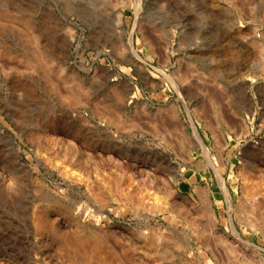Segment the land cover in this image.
<instances>
[{
  "label": "rangeland",
  "instance_id": "rangeland-1",
  "mask_svg": "<svg viewBox=\"0 0 264 264\" xmlns=\"http://www.w3.org/2000/svg\"><path fill=\"white\" fill-rule=\"evenodd\" d=\"M77 233L109 264H264V0H0V264H74Z\"/></svg>",
  "mask_w": 264,
  "mask_h": 264
},
{
  "label": "bare ground",
  "instance_id": "bare-ground-1",
  "mask_svg": "<svg viewBox=\"0 0 264 264\" xmlns=\"http://www.w3.org/2000/svg\"><path fill=\"white\" fill-rule=\"evenodd\" d=\"M27 22V21H26ZM40 52V51H39ZM40 55H41V53H40ZM45 56V55H44ZM38 57V56H37ZM36 57V58H37ZM131 59H132V61H136V59H139V54L135 51V50H133L132 52H130V56H129ZM44 58L45 57H43V60H42V62H44V63H46V64H48V61H44ZM45 59H47V58H45ZM38 60V59H37ZM38 61H40V59L38 60ZM137 62V61H136ZM135 62V63H136ZM40 64H41V62H39ZM44 63H42V64H44ZM139 63V62H138ZM45 65V64H44ZM47 66V65H46ZM140 66V65H139ZM141 67V66H140ZM112 120H114V119H112ZM114 122H116V121H114ZM194 138H195V140H193L194 141V144H196L197 146H201L202 148H203V151H204V154L207 156V157H209V155H210V151H209V148L206 146V144L204 143V141H203V139H202V137H201V135L199 134V132H198V130L196 129V127H194ZM185 139V138H184ZM190 153V152H189ZM176 154V153H175ZM72 155V154H71ZM189 155V154H188ZM187 155V156H188ZM76 156V155H75ZM74 155H73V157H75ZM157 156V155H156ZM155 156V157H156ZM159 156V155H158ZM162 157V156H161ZM72 158V157H71ZM70 158V159H71ZM78 158V157H77ZM176 158V157H175ZM188 158H190V157H188ZM75 159H76V157H75ZM74 159V161L75 162H78V161H76ZM163 159V158H162ZM69 160V159H68ZM72 160V159H71ZM161 161V160H160ZM159 161V162H160ZM71 162H73V161H71ZM81 162V161H80ZM80 162H78V163H80ZM156 162V161H155ZM161 163V162H160ZM163 163V162H162ZM191 162H189L188 164H190ZM191 167V166H190ZM194 171V170H193ZM185 172V171H184ZM158 175V174H157ZM161 174H159V177L161 178V176H160ZM164 176V175H163ZM162 176V177H163ZM187 176V175H186ZM164 178V177H163ZM171 179H172V181H174V183H177V178L176 177H174V176H171L170 177ZM186 178V177H185ZM150 179V178H149ZM152 180V178L150 179V181ZM157 180H159V179H157ZM161 180V179H160ZM159 180V181H160ZM164 179H162V183L161 184H163V181ZM170 180V179H169ZM169 180H166L168 183H166L165 182V185L167 184H169L170 183V181ZM218 180H219V182H220V184H221V186L222 187H225V182H224V179L222 178V176H221V174H218ZM152 181H154V180H152ZM156 181V180H155ZM171 181V182H172ZM161 184H159V185H161ZM173 184V183H172ZM170 185V184H169ZM174 185V184H173ZM173 185H170L171 187H168L167 188V190H166V187H165V190L167 191L166 193H167V195H165V201H164V205L165 204H167V202H168V199H169V201H170V195L169 194H171V193H173ZM180 185V184H179ZM182 185H184V184H182ZM196 185V184H195ZM194 185V186H195ZM189 186V185H188ZM158 188L157 189H159L160 187L162 188V185L159 187V186H157ZM183 187V186H182ZM185 187V186H184ZM161 188H160V190H161ZM189 188V187H188ZM196 188H198L200 191H196V192H199L198 193V197H199V200L197 201V202H199V208H200V210L202 211V213L204 214V215H206V217H207V222H208V225L207 224H205V226L208 228V229H206V228H204L205 230H209L210 232H211V230L213 231V228H212V222L210 221V219H211V214L214 212V210H213V207H212V202H211V198H210V193H209V190H207V189H202V188H199V187H197V186H195V189ZM164 189V188H163ZM209 189V188H208ZM197 190V189H196ZM203 191V192H202ZM169 196V197H168ZM173 196V195H172ZM176 196V195H175ZM177 197V196H176ZM176 197H171V198H176ZM179 199V198H178ZM184 199V198H183ZM198 199V198H197ZM185 200H183V202H184ZM187 201V200H186ZM182 202V201H181ZM170 202H168V204H169ZM177 203V202H176ZM179 203V202H178ZM178 203H177V205H178ZM180 204H184V203H180ZM185 205V204H184ZM187 205V204H186ZM179 208V207H178ZM183 209V208H182ZM181 209V210H182ZM185 212H186V210H184ZM182 212V211H181ZM180 212V213H181ZM187 212H188V210H187ZM37 216H35V220H36V225L38 226V228H43L44 226H46V224H47V221H48V218L47 217H45L44 215H42V214H36ZM188 215V214H187ZM182 216V215H181ZM184 216V215H183ZM185 219V218H184ZM187 220L189 219V218H186ZM188 222V221H187ZM232 230L234 231V233L236 234L235 235V237H236V239L238 240V241H240L241 242V245H246V248L245 249H248V247H249V244L251 245L252 243H250L249 241H247V240H244V238L238 233V231H237V229L235 228V226L234 225H232ZM66 236V235H65ZM94 237V236H93ZM92 236H89V237H87V236H83V235H81L80 233H77V234H73V235H70V234H68L67 235V238L65 239H63V243H62V245H61V247H62V249L66 252V255H67V257H68V259L69 260H71L74 264H109V262H108V259L106 258V256L108 257V253H109V250H108V248H106V246L102 243V241L100 240V239H98V238H96V237H94L93 238ZM220 239H222V238H220ZM225 242V241H224ZM243 243V244H242ZM204 244V243H203ZM205 245H207V244H205ZM253 246V245H252ZM255 247V246H254ZM244 249V250H245ZM111 251V256H114V258H115V256H117L118 258V261H121V258L119 257V255L117 254V250H110ZM233 251V250H232ZM251 250H249V252H250ZM252 252V251H251ZM103 253H105V255H106V253H107V255L105 256V258H104V254ZM244 253V252H243ZM245 253H247V252H245ZM242 254V253H241ZM243 255V254H242ZM241 255V256H242ZM253 255H255V253L253 254ZM247 256V255H246ZM256 256V255H255ZM248 257H249V255H248ZM248 257H247V260H248ZM221 258V257H220ZM245 258V257H244ZM252 258H253V256H252ZM257 258H259V257H257ZM117 259H116V261H117ZM218 259V258H217ZM249 259H250V257H249ZM254 259H256V258H254ZM260 259V258H259ZM215 261H216V259H215ZM218 262H219V259L217 260ZM221 261V260H220ZM223 261V260H222ZM251 261V260H250ZM254 262H255V260H253ZM263 261V260H262ZM247 262H249V261H247ZM264 262V261H263ZM220 263V262H219ZM252 263V262H251ZM258 262H257V260H256V264H257ZM260 263V262H259ZM262 263V262H261ZM255 264V263H254Z\"/></svg>",
  "mask_w": 264,
  "mask_h": 264
}]
</instances>
